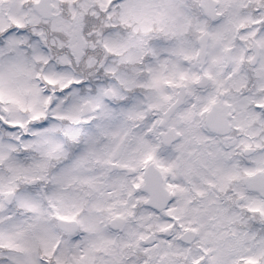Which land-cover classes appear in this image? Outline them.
<instances>
[{
  "label": "snow or ice",
  "instance_id": "1",
  "mask_svg": "<svg viewBox=\"0 0 264 264\" xmlns=\"http://www.w3.org/2000/svg\"><path fill=\"white\" fill-rule=\"evenodd\" d=\"M0 264H264V0H0Z\"/></svg>",
  "mask_w": 264,
  "mask_h": 264
}]
</instances>
